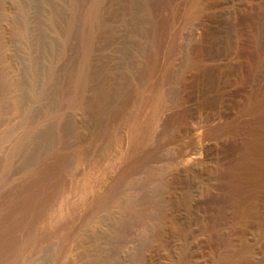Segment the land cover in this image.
Listing matches in <instances>:
<instances>
[{
    "label": "bare ground",
    "instance_id": "bare-ground-1",
    "mask_svg": "<svg viewBox=\"0 0 264 264\" xmlns=\"http://www.w3.org/2000/svg\"><path fill=\"white\" fill-rule=\"evenodd\" d=\"M214 1L151 0L161 29L152 26V59L135 95L119 94L121 104L108 110L105 122L100 119L101 133L87 126L93 133L85 136L84 126L85 137L76 143L74 136H81L78 127L61 122L54 146L49 145L51 150L48 156L44 153L46 159L40 166L28 167V172L24 168L27 175L15 182L9 176L3 179L13 183L9 185L8 180V188L0 191V264H40L45 253L46 264H69L68 256L80 246L85 230L103 222L118 206L121 215L106 221L101 241L94 234L91 240L88 237L95 245L88 264H230L243 256V249L233 248L229 223L245 210L251 195L264 197V5L259 6L251 84L240 116L214 123L222 111L213 113L214 118L190 104L201 77L200 63L207 55L204 39ZM149 2L144 0L148 8ZM102 3L91 0L83 15L90 28L82 31V57L67 90L72 105L81 102L90 76L88 53L102 22ZM1 88L2 122L10 106ZM103 133L106 140L100 141L104 144L95 148ZM238 134L240 148L233 164L226 166L217 157L216 177L229 178L227 191L217 215L208 212L206 231L214 243L207 245L210 252L198 261L203 252L198 250V255L190 244L180 213L188 204L183 192L190 185L187 176L195 165L218 156L221 143L214 146L213 139L220 142ZM6 173L12 177V171ZM175 236L182 237L177 255ZM259 264H264V257Z\"/></svg>",
    "mask_w": 264,
    "mask_h": 264
},
{
    "label": "rangeland",
    "instance_id": "rangeland-1",
    "mask_svg": "<svg viewBox=\"0 0 264 264\" xmlns=\"http://www.w3.org/2000/svg\"><path fill=\"white\" fill-rule=\"evenodd\" d=\"M148 1L149 8L144 5V0H103L102 22L97 27L91 51H88L86 68L90 76L81 91V102L72 105L67 90L73 84L74 71L82 57V31L90 28L83 15L91 0H0V86L10 106L7 116L4 114L6 117H1L0 121L1 193L8 186L9 178L15 182L27 175L28 167L40 166L45 161L47 151L54 146L52 142L56 141L61 122H71L69 125L78 127L80 132L82 127L88 126L101 133L100 119L105 122L108 110L121 104L119 94L122 93V97L135 95L151 63L153 27L161 29L156 23L158 13L151 0ZM223 1L217 0L215 4L219 3L218 6L213 3L210 10L208 34L204 39L207 55L200 63L201 77L196 82L198 85H194L190 102L191 107L200 106L214 118L213 113L222 111V118H216L214 123L232 121L240 116L251 84L249 71L255 55L253 38L258 13L264 5V0H225L224 4ZM153 9L155 12L151 11ZM88 127H84L86 134L83 129L81 136H74L75 143L78 138L88 135V131L93 133L94 130L90 131ZM103 134L95 141V148L104 144L100 141L105 139L106 133ZM240 141L239 134L220 142L213 139L214 146H220V143L222 146L215 157H220L219 161L226 166L232 165ZM16 146L19 149L15 151ZM216 158L195 165L187 176L191 186L183 190L188 200V204L180 209L184 226L188 228L185 229L188 235L184 233V236L189 238L194 249L197 248V253L198 250L203 252L201 256L198 253V261L210 252L207 245L213 246L214 241L206 231V218L211 212L217 215L229 180L226 176L222 179L216 177L219 162ZM39 162L42 163L38 165ZM4 163H9L5 167L10 166L12 177L6 173L11 172L7 171L8 168L3 169ZM8 176L5 182L3 179ZM12 181L9 180L8 184ZM244 207L245 210L229 223L234 250L243 249V256H236L230 264H259L264 257V197L251 195ZM120 215V206L115 207L102 218L103 222L88 227L80 246L69 254V264H88L95 253L94 242L90 241L92 235L101 241L102 232L107 231L109 222L106 221L113 222ZM174 238V253L177 255L180 253L177 244L181 243L179 238L182 237ZM43 255L40 264H46V253Z\"/></svg>",
    "mask_w": 264,
    "mask_h": 264
}]
</instances>
